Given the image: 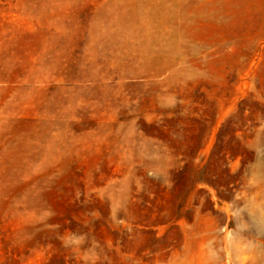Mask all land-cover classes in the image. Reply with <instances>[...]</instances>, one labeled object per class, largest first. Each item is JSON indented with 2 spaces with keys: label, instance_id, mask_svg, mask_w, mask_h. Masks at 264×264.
I'll return each mask as SVG.
<instances>
[{
  "label": "rangeland",
  "instance_id": "obj_1",
  "mask_svg": "<svg viewBox=\"0 0 264 264\" xmlns=\"http://www.w3.org/2000/svg\"><path fill=\"white\" fill-rule=\"evenodd\" d=\"M0 264H264V0H0Z\"/></svg>",
  "mask_w": 264,
  "mask_h": 264
}]
</instances>
